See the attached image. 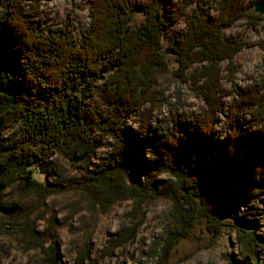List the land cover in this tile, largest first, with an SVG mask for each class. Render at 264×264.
I'll list each match as a JSON object with an SVG mask.
<instances>
[{
	"label": "trees",
	"instance_id": "obj_1",
	"mask_svg": "<svg viewBox=\"0 0 264 264\" xmlns=\"http://www.w3.org/2000/svg\"><path fill=\"white\" fill-rule=\"evenodd\" d=\"M90 1L89 27L77 37L71 21L53 30L46 28L41 9L46 0H0L6 7L0 19V132L16 122L25 132L15 142L9 161H0V182L14 170L10 164L17 159L38 162L44 170L54 150L68 146L72 157L87 161L109 136L112 150L94 174L96 180L104 185L112 182V186L115 180L119 188H125L129 186L127 174L142 171L148 183L157 172L172 175L179 208L175 217L178 239L189 233L195 216L212 219L219 206L238 202L237 194L228 200L230 196L224 193L228 171L237 168L243 173L246 169L247 177L237 183L236 192L242 197L263 196L264 124L260 123L264 121V83L242 91L230 105L226 137L216 138L213 132L223 94L216 64L231 59L244 46L236 37H224L222 29L238 17L253 22L259 17L252 11L254 5L245 0H218L214 15L209 12L211 0H178L170 5L164 0H144L146 20L133 31L129 27L131 0ZM192 2L195 7L189 11ZM182 17L187 19V29L175 37L172 49L180 72L193 63L208 62L200 72L208 109L197 123L180 117L167 132L153 135L149 122L158 97L149 92V82L138 88L135 71L147 57L155 65H167L161 51L163 31ZM101 79L104 100L114 106L116 118H106L87 102ZM146 103L150 107L141 113ZM124 111H136L142 117L134 135L120 125ZM250 113L257 131H241V115ZM32 143L40 144L39 149ZM145 147L152 154L148 163L140 154ZM257 150L262 153L256 155ZM25 180L27 185L35 182L30 171ZM237 232L243 235L246 231L237 224Z\"/></svg>",
	"mask_w": 264,
	"mask_h": 264
},
{
	"label": "rangeland",
	"instance_id": "obj_2",
	"mask_svg": "<svg viewBox=\"0 0 264 264\" xmlns=\"http://www.w3.org/2000/svg\"><path fill=\"white\" fill-rule=\"evenodd\" d=\"M176 1L164 0L166 5ZM245 1L254 5L258 0ZM143 2H130L129 27L133 31L146 20ZM211 2L209 12L217 15L218 0ZM194 7L192 2L188 10ZM41 9L47 29L71 21L74 36L81 37L89 27L90 0H46ZM5 10V4H1L0 19ZM252 11L259 16L253 22L238 17L222 29L224 37H236L244 46L231 59L216 64L223 93L222 111L213 124L216 138L228 135V110L239 93L264 83V16L254 7ZM186 29L187 19L182 17L163 31L165 67L151 63L147 57L135 71L138 88L149 82V92L158 97L149 122L153 135L168 130L180 117L196 122L208 109L201 93L204 78L200 74L208 62L193 63L180 72L172 49L175 37ZM104 99L101 79L87 102L106 118H116L114 106ZM149 107L146 103L139 111L143 113ZM250 119L251 113L242 114L241 131H257ZM140 120L139 112L124 111L120 125L134 135ZM22 126L16 122L0 132V161H9L15 142L24 138ZM112 143V138L105 136L87 161L72 157L68 146L55 149L44 170L38 162L25 158L10 164L14 170L3 175L0 182V264H264V195L242 197L236 192L237 183L247 177L246 169L241 173L236 168L225 174L229 177L225 196L231 200L237 194L238 202L219 206L212 219L195 216L189 233L178 239L175 217L179 208L172 175L157 172L154 181L148 183L142 171L127 174L126 182L133 188H119L115 180L113 186L112 182L104 185L96 180L94 174L105 164ZM31 146L39 149L40 144ZM140 154L146 163L151 162L149 147ZM28 171L35 182L27 185ZM237 224L246 231L243 235L238 234Z\"/></svg>",
	"mask_w": 264,
	"mask_h": 264
},
{
	"label": "water",
	"instance_id": "obj_3",
	"mask_svg": "<svg viewBox=\"0 0 264 264\" xmlns=\"http://www.w3.org/2000/svg\"><path fill=\"white\" fill-rule=\"evenodd\" d=\"M254 10H255L256 13L264 16V0H258L254 4Z\"/></svg>",
	"mask_w": 264,
	"mask_h": 264
},
{
	"label": "bare ground",
	"instance_id": "obj_4",
	"mask_svg": "<svg viewBox=\"0 0 264 264\" xmlns=\"http://www.w3.org/2000/svg\"><path fill=\"white\" fill-rule=\"evenodd\" d=\"M228 75V74H227ZM229 79H230V77H229ZM254 88V87H253ZM234 90V89H233ZM235 91V90H234ZM226 92V91H225ZM232 92V91H231ZM230 92V93H231ZM261 92V91H260ZM227 93V92H226ZM223 95V94H222ZM244 97V96H243ZM240 98V97H239ZM260 99V98H259ZM228 100V99H227ZM244 101V100H243ZM242 101V102H243ZM234 102V101H233ZM239 104H240V102H239ZM248 104V103H247ZM243 106V105H242ZM262 107V106H261ZM258 110V109H257ZM221 112V111H220ZM246 113V112H245ZM146 115V114H145ZM242 116V115H241ZM256 117V116H255ZM142 118V117H141ZM183 119V118H182ZM232 122V121H231ZM257 123V122H256ZM260 123V122H259ZM251 124V123H250ZM255 124V123H254ZM233 125V124H232ZM253 125V124H252ZM251 127V126H250ZM234 129V128H233ZM262 129V128H261ZM264 131V130H263ZM167 132V131H166ZM261 132V131H260ZM232 134V133H231ZM240 136V135H239ZM87 137V136H86ZM2 138V137H1ZM20 141V140H19ZM230 143V142H229ZM254 143V142H253ZM16 144V143H15ZM19 144V143H18ZM229 146H230V144H229ZM252 146V145H251ZM225 148V147H224ZM198 149V148H197ZM20 150V149H19ZM254 150V149H253ZM252 150V151H253ZM70 151V150H69ZM219 153V152H218ZM91 157V156H90ZM250 159V158H249ZM85 161V160H84ZM256 162V161H255ZM239 163V162H238ZM258 163H260V162H258ZM60 165V164H59ZM244 165V164H243ZM86 167V166H85ZM252 168V167H251ZM262 169V168H261ZM243 171V170H242ZM68 172V171H67ZM204 172V171H203ZM183 175V174H182ZM261 175H262V173H261ZM263 175H264V173H263ZM262 175V176H263ZM47 176V175H46ZM67 176V175H66ZM110 176V175H109ZM78 177V176H77ZM259 177V176H258ZM191 179V178H190ZM67 180V179H66ZM196 181V180H195ZM73 183V182H72ZM243 183V182H242ZM259 183V182H258ZM77 184V183H76ZM219 186V185H218ZM216 189V188H215ZM256 189V188H255ZM258 192V191H257ZM247 194V193H246ZM235 201V200H234ZM217 203V202H216ZM30 236H32V235H30Z\"/></svg>",
	"mask_w": 264,
	"mask_h": 264
}]
</instances>
